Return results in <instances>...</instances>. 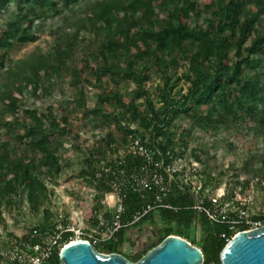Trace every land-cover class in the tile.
<instances>
[{
    "label": "trees",
    "instance_id": "16d2710c",
    "mask_svg": "<svg viewBox=\"0 0 264 264\" xmlns=\"http://www.w3.org/2000/svg\"><path fill=\"white\" fill-rule=\"evenodd\" d=\"M197 2L0 0V17L10 13L7 22L0 24V52L4 51L0 55V69L9 61L8 51L14 44H32L39 40L38 35L32 33L35 20L59 17L65 12L74 20L69 34L57 39L50 52L10 69L2 84L0 100L4 109L0 112V127L13 146L0 145V222L2 206L10 207L20 195H26L27 202L36 209L42 207L46 198L42 177L46 172L55 175L60 172L61 139L74 137L67 117L62 116L59 121L48 108L40 115L26 110L21 119L20 98L24 92L33 96L48 92L43 83L55 75L59 77L61 72H68L74 89L82 85L79 71L68 66L73 47L67 42L72 39L75 45L83 39V33L90 34L88 42L92 43L90 46L95 49L94 57L99 63L97 83L101 86L107 78L112 84L108 91H102L97 105L84 116L91 113L113 122L124 133L122 142L137 136L153 151L154 157H162L166 163L169 162L167 152L169 156L186 159L187 139L182 133L176 139L181 127L178 121L183 120L189 123V131L204 133H217L221 127L238 130L249 125L248 129L264 147V0H208L202 6ZM75 5H78L76 10ZM178 67H183L179 75ZM152 76L159 78L154 88L158 105L149 89H145ZM122 81L134 86V90L127 93L126 103L118 90ZM77 105L81 108L84 103L79 100ZM106 106L112 109V114L105 113ZM116 111L118 113H114ZM134 124L136 127H132ZM25 139L29 141L24 143ZM100 140L105 148L102 155L114 150L111 134ZM22 145L26 149L18 153ZM85 152L86 166L80 170L79 178L93 187L97 151L86 149ZM192 156L199 160L194 153ZM142 163V159L126 153L122 160H114L105 167L116 173L122 169L130 172ZM259 166L264 186L263 156L259 158ZM94 187L99 198L110 192L101 181ZM165 202L174 210H156L137 224L119 231L115 241L96 245L95 249L99 253L122 255L133 263L139 261L147 251L124 253L127 233L153 225L158 216L163 227L158 243L152 248L167 236H177L201 250L204 264H219L227 243L248 228L242 224L231 229L226 223H212L204 215L195 213L190 209L191 197L182 189L176 188ZM143 204L138 194L128 191L124 220H129ZM252 220L263 223L264 215H253ZM44 228L43 225L35 227ZM195 231L199 237L193 234ZM58 255L56 252L46 264H59Z\"/></svg>",
    "mask_w": 264,
    "mask_h": 264
},
{
    "label": "rangeland",
    "instance_id": "374dc122",
    "mask_svg": "<svg viewBox=\"0 0 264 264\" xmlns=\"http://www.w3.org/2000/svg\"><path fill=\"white\" fill-rule=\"evenodd\" d=\"M197 1L202 6L208 0ZM77 7L78 5H75L74 9L76 10ZM12 10L14 11V9ZM83 12L84 10H82ZM79 14L81 13L79 12ZM9 16L10 13L1 16L0 24H5ZM73 21L69 12H65L59 17L49 16L34 21L32 33L38 35L39 40L32 44H14L9 49V61L4 68L0 69V95L4 89L2 84L6 82L10 69H16L32 57L50 52L57 39H64L69 34L70 24ZM89 37L90 34L83 33V39H80L75 45L71 42L72 39L67 42L73 47V54L68 66L77 69L80 79L83 81L79 88L74 89L71 86V78L66 71L61 72L59 77L55 75L51 77L50 81L46 80L43 83V86L48 88V92L41 91L37 96L24 92L20 98L19 117L21 119L24 118L26 110L37 111L40 115L51 108L53 116L59 121L60 117H67L74 137L67 138L65 136L61 139L62 148L58 152L60 172L57 175L46 172L42 177L46 187V198L43 200L42 207L36 209L29 204L24 194L20 195L15 200L16 203L10 207L2 206L0 237L23 236L39 225L50 226L52 221L55 222L60 217H74L75 213L72 212L79 213V209L86 224L90 209L86 192L88 187L79 178L80 170L86 166V149H91L93 153L97 151L94 160L97 169L105 167L114 160L122 159L127 153L129 139L126 140V143L122 142L124 133L118 130L113 122L106 121L101 116L95 117L91 113L84 116V113L91 111L97 105L102 91H108L112 87L107 78L103 79L101 86L96 81L99 63L94 57L95 49L90 46L92 43L88 42ZM3 53L4 51H1L0 55ZM85 62H88V65ZM176 71L179 75L183 71V67H178ZM158 83L159 78L152 76L151 80L145 84V89H149L151 98L156 105H158V98L154 88ZM118 90L126 103L129 98L127 93L133 91L134 86L132 83L122 81ZM79 100L84 103L81 108L77 105ZM3 109L4 104L0 100V112ZM103 109L107 114L113 113L109 106ZM114 113H118V111ZM178 122L181 127L176 133L178 135L176 139L182 133L189 145L184 162L196 166L204 177L205 184L213 190L224 184L230 191L242 187V195H244L242 206H235L240 207L244 215L258 213L264 215V186L260 181L259 172V158L264 157V147L261 140L248 129L249 125L241 126L238 130L221 127L217 133H204L199 130L189 131L187 121L179 120ZM132 127H136V125L134 124ZM21 134L22 132H20ZM108 134H111L114 139V150L102 155L105 148L100 139ZM90 140L91 143L88 142ZM28 141L25 139L24 143ZM1 144H11V141L5 130L0 127ZM25 149L26 146L22 145L17 151L19 153ZM193 153L199 160L192 156ZM36 164H40L38 159H36ZM162 227L159 217L156 216L153 225H144L128 233L132 238H130L131 242L130 240L126 241L123 247L124 253L130 255L150 250L154 244L158 243ZM193 234L199 237L197 231Z\"/></svg>",
    "mask_w": 264,
    "mask_h": 264
},
{
    "label": "built area",
    "instance_id": "2783aa9c",
    "mask_svg": "<svg viewBox=\"0 0 264 264\" xmlns=\"http://www.w3.org/2000/svg\"><path fill=\"white\" fill-rule=\"evenodd\" d=\"M127 154L142 159L137 170L126 172L122 169L116 173L110 167H101L93 171V187L87 185L86 189L92 208L86 224L79 209V213L72 212L74 217H60L44 229L34 228L23 236L0 237V264H46L72 241H88L93 246L115 241L119 231L137 224L148 214L159 209L174 210L165 201L176 188L191 197L192 211L204 215L212 223H226L231 229L245 224L248 227L245 231L264 224L252 220L253 215H244L240 207L235 206H242V187L230 191L224 184L213 190L205 184L196 166L186 164L182 158L169 156L168 152V163L162 157H154L153 151L137 136L129 137ZM119 164L122 165V161ZM98 181L110 190L102 198L98 197L94 187ZM128 191L138 194L144 204L129 220H124V200ZM99 206L102 209L99 210Z\"/></svg>",
    "mask_w": 264,
    "mask_h": 264
},
{
    "label": "water",
    "instance_id": "95a60500",
    "mask_svg": "<svg viewBox=\"0 0 264 264\" xmlns=\"http://www.w3.org/2000/svg\"><path fill=\"white\" fill-rule=\"evenodd\" d=\"M59 264H203L200 249L177 236H167L133 263L119 254L99 253L88 241L75 240L59 252ZM220 264H264V225L238 232L219 257Z\"/></svg>",
    "mask_w": 264,
    "mask_h": 264
},
{
    "label": "crops",
    "instance_id": "0c3cea01",
    "mask_svg": "<svg viewBox=\"0 0 264 264\" xmlns=\"http://www.w3.org/2000/svg\"><path fill=\"white\" fill-rule=\"evenodd\" d=\"M130 238H132L131 235H129V234L127 233V241H128V242H129ZM130 242H131V240H130Z\"/></svg>",
    "mask_w": 264,
    "mask_h": 264
},
{
    "label": "flooded vegetation",
    "instance_id": "af4514ba",
    "mask_svg": "<svg viewBox=\"0 0 264 264\" xmlns=\"http://www.w3.org/2000/svg\"><path fill=\"white\" fill-rule=\"evenodd\" d=\"M204 264V263H203ZM210 264H213V263H210ZM219 264H220V261H219Z\"/></svg>",
    "mask_w": 264,
    "mask_h": 264
}]
</instances>
